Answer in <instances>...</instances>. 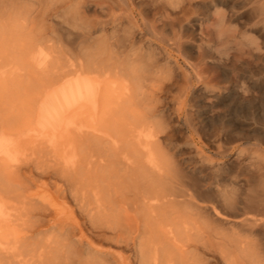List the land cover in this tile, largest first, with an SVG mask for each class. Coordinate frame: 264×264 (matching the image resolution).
<instances>
[{"label": "rangeland", "instance_id": "1", "mask_svg": "<svg viewBox=\"0 0 264 264\" xmlns=\"http://www.w3.org/2000/svg\"><path fill=\"white\" fill-rule=\"evenodd\" d=\"M0 7L20 12L22 33L42 35L41 48L58 57L34 67L12 55L0 56V171L16 184L12 194L24 201L26 223L14 229L19 235L38 225L30 241L80 229L88 241L84 249H100L111 264H139L142 228L126 246L111 235L94 236L90 222L103 212L120 219L134 214L135 195L128 191L133 172L119 164V152L109 142L95 136L72 131L54 146L48 138L58 132L60 119L53 118L58 102L52 97L41 105L29 100L43 90L36 86L41 79L58 77L63 86L75 78L69 53L102 47L114 50L120 60H137L145 71L157 129L154 148L168 169L186 186L208 193L216 212L217 201L232 202L240 216L233 217L236 221L252 216L247 210L251 201L264 209V29L254 27L257 21L264 26V15L256 13L264 9V0H218L213 5L208 0H1ZM89 76L75 87L92 84L88 98L96 102L88 113L100 129L113 131L130 106L123 85L114 83L101 93ZM67 93L64 89L61 98ZM140 96L134 91L135 100ZM27 121L32 139L23 143L26 155L17 161L6 132ZM90 123L86 117L84 124ZM15 163L18 168L12 171ZM98 198L103 205L89 212ZM263 227L256 232L261 247ZM212 249V255L190 251L187 256L194 264H227Z\"/></svg>", "mask_w": 264, "mask_h": 264}, {"label": "bare ground", "instance_id": "2", "mask_svg": "<svg viewBox=\"0 0 264 264\" xmlns=\"http://www.w3.org/2000/svg\"><path fill=\"white\" fill-rule=\"evenodd\" d=\"M208 2L213 5L218 0ZM9 10H2L0 7V56L12 55L16 60L27 62V65L30 63L34 67L47 66L57 59L53 52H44L41 48L42 35H39V32L34 38L22 33V14ZM256 13L258 16L264 15V9ZM254 27L258 31L264 29L261 21H257ZM59 50L64 56L66 52L60 46ZM116 55L114 50L108 51L104 47L82 55L69 53V58L73 60L71 65L75 78L66 81L63 86H59L58 77L50 82L41 79L42 84L36 83V86L42 87L43 90H40V94L37 90L34 98L31 96L33 99H29L33 103L38 101L40 105L44 104L48 97L58 102L53 117L60 119L58 132L48 138L54 146L65 141L72 131L79 136H95L99 140L109 142L114 150L119 152V164L123 165L126 171L133 172L130 174L132 186L128 187V191L135 195L134 201L131 202L134 214H127L120 219L119 214L103 212L98 215V221L91 216L92 234L104 238L111 235L115 243L123 242L129 246L135 233L142 228L144 238L137 242L139 264H194L195 260L187 256L188 252L212 255L215 253L212 248L218 251L217 254H220L227 264H264V246L261 247L263 243L260 244L256 240V232L264 226V218L257 217L264 215V209L261 205L251 204V201L247 210L252 216L236 221L233 217L240 216L232 202L227 199L217 201L216 212V208L210 204L212 200L208 193H204L195 185L186 186L178 174L171 168L168 169V164L166 165L163 157L154 148L157 129L156 123L151 119L154 110L148 102V77L137 60H120ZM89 75L94 76L93 79L99 85L101 93L105 88L113 87L114 83L121 82L123 85V95L129 100L130 106L125 114L120 116V123L113 131L100 129L94 115L88 113L96 102L94 98H88L92 84L89 82L82 87H75L83 81L81 79H86ZM64 89H67L68 93L61 98ZM134 91L141 94L137 100L134 99ZM100 111L102 110L98 112ZM86 117L92 122L90 125L84 124ZM128 117L132 118L131 122ZM17 125L6 132V142L16 160L20 161V157L26 155L23 143L32 139L29 133L33 128H30L29 121ZM17 168L15 163L11 170ZM3 175L0 171V264H111L109 259L101 255L100 249L91 246L83 248L88 241L83 239L80 229L76 233L59 231L30 241L34 233L39 232L38 225L31 226L25 234L19 235L18 230L14 229L26 223L23 217L27 216L24 214V201L19 200V194H12L16 184L7 182ZM97 200L95 207L89 212L103 205L100 198ZM100 212L96 211L98 214ZM206 264L213 263L209 261Z\"/></svg>", "mask_w": 264, "mask_h": 264}]
</instances>
